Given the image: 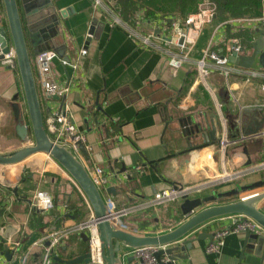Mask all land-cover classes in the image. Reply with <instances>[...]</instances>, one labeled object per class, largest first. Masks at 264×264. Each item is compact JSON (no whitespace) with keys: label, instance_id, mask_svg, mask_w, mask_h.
<instances>
[{"label":"crops","instance_id":"crops-1","mask_svg":"<svg viewBox=\"0 0 264 264\" xmlns=\"http://www.w3.org/2000/svg\"><path fill=\"white\" fill-rule=\"evenodd\" d=\"M208 1L216 15L189 35L191 50L181 66L169 62L181 49L163 36L173 23L186 27L191 12H159L151 18L137 13L123 20L104 0H53L60 23L49 28L52 19L38 21L48 36L42 47L58 52L52 62L54 80L69 87L53 98L38 85L44 120L66 104L85 134L84 149L78 147L75 154L92 176L96 166L103 168L108 179L100 189L107 200L131 208L118 221L125 229L160 233L183 221L181 199L143 203L177 184L195 186L190 196L212 184L220 185V191L239 188V197L264 191V66L245 67L230 59L222 67L209 56L210 51L231 56L236 42L242 46L237 56L250 55L254 43L264 38V17H258L264 10L224 17ZM22 12L26 27L29 19L39 17ZM1 26L8 27L3 0ZM36 54L32 52L33 60ZM65 58L78 61V67L63 63ZM203 58L205 74L199 67ZM251 70L258 73L251 75ZM32 133L18 65L9 67L0 59V153L32 144ZM256 182L263 183L249 187ZM38 190L52 195L53 208L36 205ZM92 217L84 190L49 153L0 163V264H64L56 257L90 252ZM234 218L225 215L203 224L189 236L200 231L209 235L194 240L191 248L181 245L176 262L260 264L255 253L243 254V231L227 233L218 251L208 250L219 230L234 225ZM48 248L51 256L44 263Z\"/></svg>","mask_w":264,"mask_h":264},{"label":"water","instance_id":"water-1","mask_svg":"<svg viewBox=\"0 0 264 264\" xmlns=\"http://www.w3.org/2000/svg\"><path fill=\"white\" fill-rule=\"evenodd\" d=\"M8 20V27H0V39L4 51H8L7 41L9 37L16 52L18 69L20 71L25 99L31 120L33 143L8 154L0 153V163L16 162L24 159L34 152H47L58 160L67 171L75 178L84 190L93 208L92 222L96 225L105 264L132 263L136 258L130 254L124 260V251L127 248L151 245H167L165 250L156 252L160 258L163 252L171 255L182 248H191L196 239L209 235L207 232H197L195 236H189L199 230L207 221L230 214H243L258 222L264 228V191H255L246 197H239V188L230 191H217L214 194L190 196L183 195L180 199L179 210L186 217L175 227L160 233H141L123 228L117 221L120 216L118 208L108 206L106 198L97 186L89 170L77 157L75 152L68 146L55 142L49 136L46 126L44 110L41 103L40 90L36 81L35 71L32 62V52L38 53L48 47H42V40L48 36L43 34L45 28L38 21L52 19L53 23L46 24L49 28L60 23L55 14L56 7L53 0H3ZM29 17L31 14L39 13L36 19H29L28 26H25L23 12ZM65 15V12H61ZM45 25V26H46ZM46 26V28H47ZM42 34V35H41ZM231 60H237L245 67L257 68V62L264 66V38H259L254 43V50L249 55L237 56L234 52ZM53 98H60L59 95H52ZM24 130L26 126L23 127ZM27 130V129H26ZM215 130L211 131L214 134ZM213 137V136H212ZM79 148L84 149L82 141L78 142ZM263 182H256L249 187L259 186ZM109 191L115 192L114 186L108 187ZM235 196V197H232ZM232 197L231 199H220ZM245 234V252H253L260 256V264H264V231L255 232L251 229L243 231ZM184 239V240H183ZM182 241V244H177ZM51 245V242L48 243ZM10 255L9 250L5 251ZM181 258H188V254H178ZM64 264H95L91 260V253L86 252L80 256L62 260ZM138 263V260L137 262ZM135 263V264H136Z\"/></svg>","mask_w":264,"mask_h":264},{"label":"built area","instance_id":"built-area-1","mask_svg":"<svg viewBox=\"0 0 264 264\" xmlns=\"http://www.w3.org/2000/svg\"><path fill=\"white\" fill-rule=\"evenodd\" d=\"M97 2H102L103 0H96ZM215 7L211 6L208 0H202L199 4L198 10L191 12L186 18V27L173 23L172 26H169L166 32L168 35L164 34V38H167L171 43L178 46L181 51L173 52L171 57L169 58V62L173 66H181L188 60V53L191 50V47L188 42L189 35L195 31H198V27H201L205 22L207 17L211 18V16L216 15ZM259 18L264 17V15L258 16ZM145 42H151L149 37H144ZM7 45L9 47L8 51L0 50V59L1 62L9 67L17 66L16 52L11 40L7 41ZM233 52L231 55L238 54L242 46L238 42L233 44ZM86 48L82 49V53H85ZM57 49L53 47L46 48L35 55L33 62V67L35 71L36 81L38 85H41L45 94L48 96H52L54 94L63 96L68 90L69 87L64 84L58 83L54 80L52 74V62L53 59L57 56ZM209 56L211 59L215 60L220 66H225L228 62H230V56L218 54L215 51H210ZM63 63L71 64L73 67H78V61L69 60L68 58L63 59ZM199 67L201 72L206 73V61L205 59H201L199 62ZM227 72L228 70L225 69ZM251 75H256L258 72L251 70ZM45 126L47 132L51 139L59 144L66 145L70 147L73 151L78 150V142L84 140L85 134L79 130L77 124L73 120L72 116L68 113L66 108V104L60 109L53 112L49 118L47 119V123L45 122ZM93 180L100 188L107 182V176L104 174V170L101 166H96L93 174ZM195 186L188 185H174L170 188H166L160 191H157L152 197L146 198L143 202L144 204L154 203L156 205L166 203L169 201H175L180 199L183 195H190L193 191H195ZM107 204L111 208H118V212L120 216L117 215L116 221H119V218L122 215L128 214L131 211L130 207H115L114 200H107ZM35 203L37 206L48 210L54 207L55 202L52 195L46 190H38L35 194ZM230 216H235L234 225L225 227L217 232L216 240L211 242L208 246V250L211 252L218 251L220 245L223 243V236L231 231H246L251 229L255 232H262L264 228L256 222L254 219L243 215V214H230ZM93 218V217H92ZM119 223V222H118ZM93 224V222H92ZM90 241V253L91 260L95 264H105V259L103 256V249L101 245L100 235L98 229L95 224H93L92 228H90L89 234ZM50 248V246H49ZM48 248V249H49ZM167 245H151V246H140L134 248H127L124 251V257L126 254H132L138 258V263L136 264H179L176 262L175 256L163 252L160 258L157 256L156 252L159 250H165ZM48 252H46L44 257V263L51 256Z\"/></svg>","mask_w":264,"mask_h":264},{"label":"trees","instance_id":"trees-1","mask_svg":"<svg viewBox=\"0 0 264 264\" xmlns=\"http://www.w3.org/2000/svg\"><path fill=\"white\" fill-rule=\"evenodd\" d=\"M113 6L114 11L123 18L129 19L138 13L147 18L157 13L175 11L187 14L198 10L202 0H104ZM224 17L251 14L264 10V0H211ZM9 40L10 37H9Z\"/></svg>","mask_w":264,"mask_h":264},{"label":"rangeland","instance_id":"rangeland-1","mask_svg":"<svg viewBox=\"0 0 264 264\" xmlns=\"http://www.w3.org/2000/svg\"><path fill=\"white\" fill-rule=\"evenodd\" d=\"M190 186V185H188ZM221 186L220 185H216V184H212V185H209L207 187H204L200 190L199 188V192L201 193L200 195H209V194H214L216 193L217 191H220L221 190ZM232 197H235V196H232ZM232 197H224V198H220V199H231ZM141 233H145V232H141Z\"/></svg>","mask_w":264,"mask_h":264}]
</instances>
